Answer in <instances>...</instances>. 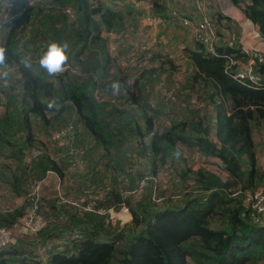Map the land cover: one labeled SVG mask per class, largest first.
I'll list each match as a JSON object with an SVG mask.
<instances>
[{
  "label": "trees",
  "instance_id": "trees-1",
  "mask_svg": "<svg viewBox=\"0 0 264 264\" xmlns=\"http://www.w3.org/2000/svg\"><path fill=\"white\" fill-rule=\"evenodd\" d=\"M34 1L25 23L23 17L10 20L0 43L6 49L7 68L17 79L11 83L7 76L6 86L0 80V159L7 161L0 164V185L6 186L12 200L10 208H0V229L11 230L18 224L29 207L26 198L31 188L47 175L56 176L63 185L66 180L68 185H61L65 193L59 197L37 200L41 227L33 236L25 235L30 240L14 239L1 248L0 264H264V212L256 214L245 202L246 194H253L263 183L253 139L255 133H264V90L248 89L232 80L236 66L228 62L244 63L247 58L239 53V44V51L225 46L229 35L238 37L230 31L228 19H223L226 28L219 16L210 19L221 27L222 34L215 33V40L225 41L213 47L214 56L205 54L198 43L183 51L190 72L182 91L191 104L195 102L192 95L200 92L211 118L200 119L185 110L186 119L158 123L171 113L155 107L154 99L142 93V85L149 84L155 68L147 69L143 57L139 60L147 71L122 67L106 50L101 34L114 30L119 21L113 10L96 0ZM148 1L156 13L164 12L162 0ZM230 2L256 27L264 46V0ZM34 25L44 29L40 38H30L29 48L24 31ZM53 41L67 44L66 65L76 68V74L66 69L50 75L40 66V57ZM26 57L30 67L22 63ZM152 60L160 62L151 56L150 65L156 64ZM172 71L174 67L168 75ZM256 72L264 83V64H257ZM113 83L119 84L118 93ZM115 96L116 101H110ZM67 125V145L51 157L41 148L43 141L56 148L53 137ZM75 138L82 144L77 148L79 162L87 161L82 177H75L76 171L64 158ZM129 139L135 140L140 167L147 164L150 178L160 167L156 164H184L180 146L217 161L215 168L224 177L184 165L186 171L177 173L161 206L143 194L134 197V202L104 189L103 195L98 194L95 189L102 187H94L93 182L113 188L127 179V186H132V176L118 164L125 157L120 158L123 143ZM89 144L96 150L95 167H88L85 151ZM112 176L121 180L116 182ZM143 178L136 175L137 183ZM68 189L73 196L65 204L61 200L71 194ZM120 206L126 209L128 223L120 226L102 216ZM253 216L259 221L253 222Z\"/></svg>",
  "mask_w": 264,
  "mask_h": 264
},
{
  "label": "rangeland",
  "instance_id": "rangeland-1",
  "mask_svg": "<svg viewBox=\"0 0 264 264\" xmlns=\"http://www.w3.org/2000/svg\"><path fill=\"white\" fill-rule=\"evenodd\" d=\"M25 1L27 0H23L21 1V3H24ZM96 1L97 3L99 2V4L101 3L103 7H106V5L110 6L114 13H116L118 16L120 15V22L117 23L115 29L111 32L114 38L112 39V41H108V43L110 42L114 45H117L118 48L117 53L115 55L113 53H109L110 59L113 61L118 60L121 64H125V62H127L128 60L125 59V57L128 56L129 53L135 52V62L133 61V67L137 68L138 72L140 70L141 72L147 71V69L151 67L155 68L153 69L155 70L154 75L151 76L148 80L149 84L144 83V85H142V93L147 99H154L155 107L160 108V110H162L163 112L166 110L168 111V113H171L168 119L164 117L156 121L158 123H168L169 120L179 121L186 119L188 114L187 112H193V115L195 117L198 116V118L200 119L206 118V116H208V118H211V112L208 109H205L206 104H204L202 97L203 95L200 92H197V94L192 95V98L195 102L194 104H191L188 102L189 97H186V95L182 91L185 86L187 73L190 72V65L189 63H187L186 57H184L183 59L182 55L184 54L183 51L185 50L183 47H187L188 45L194 47L196 44L195 40L197 38L195 37V26L199 24H204L206 22H208L209 24L211 21L210 19L215 13H218L220 16H222L220 17V24L224 28L227 27V24L223 19L227 17L228 20L231 22L228 23V26L232 28L237 27L244 33H242L240 37L233 36V38L231 40L226 41V43L222 39L215 40L213 38V47L220 45V42H224L226 47L233 48L234 50V47L239 44L243 48V52L247 53V56L249 58L254 59V62H258L260 63V65H263L264 63V53L263 51L259 50L258 46L259 40L261 41L258 33H254L249 30V28L251 27L249 26L250 24L248 22L246 24L244 20L239 21L237 18L233 17L231 11H234L233 9H238L236 7L231 6L228 0H215V2L214 0H185L186 2H188V5L185 3L186 5L183 4L182 6L174 3L171 4L170 2L165 4V8L167 9L165 11V16L168 18H163V16L159 15L156 12V14L153 13V5L150 3L151 6L149 8L147 2L145 5L146 7L143 8L139 14L135 12L129 14V12L132 11V8L124 3L125 0H117L111 2L106 1V3L102 0ZM17 6L21 7L22 5L14 4L13 2L10 3L9 0H5L4 2L3 0H0V14H2V11H5L6 15L8 16L10 8L11 13L15 14ZM44 9H46L45 6ZM26 13L27 11L24 13L25 15L23 16V19L21 18L22 24H24L26 21ZM182 14L184 16H182ZM189 14V17H185ZM70 15L71 14H68L67 16L70 18ZM67 19L68 18H66V20ZM2 22H4V20L0 21L1 24ZM212 24L213 28H210L211 34L213 33V30L215 31L216 36L218 34H222L220 25H217L215 22H212ZM41 27V25H34L33 27L31 26L30 28H26L25 31L24 28L20 31V33L24 31L25 34L27 30L26 36L28 38L25 42L28 44L29 48L32 46L30 38H36L38 36L39 38L41 37V30L44 29ZM230 31L235 33V31L232 29ZM246 33L248 35L250 34V43L249 46L247 45V49L243 47L245 46L244 44H246V38L248 37ZM5 35L6 34L3 35V33L0 34V43L5 38ZM197 42L198 45L204 46L203 49L205 54H208L209 56L215 55V53L213 51H210V48L202 41ZM132 45L145 46L146 49L137 53L138 51H136V46L134 47ZM140 56L141 58L143 57L145 62H147V69L142 68V63L139 60ZM151 56L160 58V62L156 63L155 60H152L156 64L150 65L151 63L149 60ZM248 61L250 60L248 59ZM133 62L130 63L128 60V63L131 66L133 65ZM228 63L231 65L233 61H229ZM160 65L162 66L160 67ZM171 67H174V71H172V74L168 75V70L171 69ZM128 68H130V66H128ZM66 69H68L67 65L62 72H64V70ZM68 70L70 74H76L77 69L69 67ZM7 71L9 72V82H16V73H14L11 69H7ZM138 72L136 74L139 75L141 72ZM254 75L260 76L257 73ZM160 77H163V80ZM174 84H177L179 86V89L175 88L173 86ZM165 88H167L166 92ZM110 101L115 102L116 96L110 98ZM195 112H197L198 114ZM67 120L69 121L73 119L67 118ZM156 122L155 125L157 126V128H160ZM204 123H206V121H204ZM68 126L69 125H67L62 130L67 129ZM263 134L264 133H255L253 139L257 152L256 163L259 168L262 167L261 159H264V149L262 148L264 144L262 141L264 138V136H262ZM44 135L46 134H41L40 138H42ZM80 141L81 140H79V138H75V140H70L71 148L68 151L64 152V158L69 162L70 167L76 171H73L74 173H76L75 177H82L87 172L86 159L84 161L83 159H81L80 165V157L77 154L80 153L79 149L77 148H80L82 146ZM43 143L44 146H41V148L44 151H47L51 157L55 155L56 151L63 152L61 148H64L67 145L66 144L64 146H57V144H55L54 142L53 144H55L56 148H53L51 142L44 140ZM134 145H136L135 140L131 139L123 143L124 148L122 150L120 158L123 157V155H125V157L118 163L121 169L127 170V172L130 173V175L132 176L130 179L132 186H127V179L119 182L113 188L111 186H105L102 182L99 181H97L96 183L93 182L94 187H102L99 189H95L98 194L103 195V189L107 192L112 191L113 193L119 194L122 199H127L129 202L136 201L135 199H139L143 194L146 199H148L149 197V201H152L153 203L155 202L157 206H161L162 203L166 201L165 198L167 197V194L170 193L171 189L169 188L173 186V180L178 177L177 173L179 175L180 172L186 171V169H184V165L186 166V168L189 167L191 170H196V168H205L206 170L212 171L213 173L217 174V176H219L221 179H223L224 177V175L215 168L218 163L217 161H215L214 159H204L194 150L189 151L186 150V148H184L183 146H180V148H182L181 152L186 163L184 162V164H182V162H168L163 165L156 164V166L160 167H157L156 169V176H154V178H150V175L148 174L149 168L148 166H146L147 164H144V168L140 167V164H142L140 162H142V160L137 159L138 151ZM87 149L88 152H85L87 153V158L89 157L88 167H92L97 159L96 150L92 144H89ZM81 152L83 153V151ZM78 162L79 167L77 168L76 165ZM0 164H7V161L0 159ZM138 174L143 175L145 178H143L140 182L137 183L136 175ZM108 175L109 177L111 176L110 173ZM89 176L90 175L87 174L84 177L86 179L85 181H88ZM56 178V176L54 178L51 177L50 174L47 175L45 180H43L39 184L36 183L31 188V192H33V190L37 188L36 194L38 195V199L40 200H48L54 197H59L60 193H65L64 190H61V185L63 187H67L68 182L64 180L63 185L61 181ZM112 178H114L116 182L121 180L120 176H112ZM149 181L150 183L147 184V182ZM187 184H189L188 181ZM69 188H73L72 183H69ZM43 192L44 194H46V192H49L50 194L44 195ZM69 192L71 193L70 190ZM45 196H49L48 199ZM72 196V193L68 194V197L65 198V201L68 202V200L72 198ZM158 196L160 199L157 198ZM10 198L11 196L8 194L6 186L2 183V185H0V207L8 208L10 203H12V200ZM156 199H158V201H156ZM13 207H15V201L13 203ZM119 209L106 210L102 212V216H105V219L116 221L120 226H122L128 223L129 218L124 207L120 206ZM114 210L117 212H115ZM13 231L14 232H12L11 235L13 236V238L15 237L14 239L17 240L16 242L30 240V238H25V232H23L18 226H16ZM114 231H116L115 228ZM36 254H42V251Z\"/></svg>",
  "mask_w": 264,
  "mask_h": 264
},
{
  "label": "built area",
  "instance_id": "built-area-1",
  "mask_svg": "<svg viewBox=\"0 0 264 264\" xmlns=\"http://www.w3.org/2000/svg\"><path fill=\"white\" fill-rule=\"evenodd\" d=\"M5 0H3L4 2ZM10 3L13 2L14 4H21L22 6L16 7V12L15 14L11 13V8L9 9L8 16L6 15L5 11H2V14H0V21L4 20L2 24L0 23V34L3 33V35L7 32V26L9 25L10 20H15L17 18L23 17L26 11L29 10V8L32 6L34 0H27L24 3H21L19 0H9ZM229 1V0H228ZM146 2L148 3V6L150 8V2L148 0H125L124 3L140 7L141 5H146ZM230 2V1H229ZM231 4V2L229 3ZM232 6V5H231ZM70 18H72V15H70ZM210 28H213V25L211 23L208 24V22L204 24H199L195 26V37L197 38L195 40L196 43L197 41H202L204 44H206L209 48L210 51H215L213 50V38L215 39V31L213 30V33L211 34ZM113 30L103 32L101 34L102 39L105 41V47L108 53L110 54H116L117 53V45H114L112 43H108V41H112L114 36L111 34ZM27 35V30L24 34V36ZM233 38L232 35H229V40ZM228 41V40H227ZM136 46V51L137 53L143 51L146 49L145 46L141 45H132ZM203 46V45H202ZM247 54V53H245ZM141 57V56H140ZM125 59H128L130 63H132L135 59V52L129 53L128 56L125 57ZM125 62V64H121L118 60V64L120 66H131L129 63ZM250 61H247L244 64H236V69L234 73L232 74V79L235 80L236 82L240 83L241 85L251 87L252 89H260L264 90V83L261 81L260 76H255L256 72L253 70V66L255 64V60L252 58H249ZM142 65H144V61H141ZM258 63V62H256ZM234 65V63H232ZM260 64V63H258ZM264 64V63H263ZM11 69V68H7ZM70 131V128L61 130L57 133H55L53 137V142L57 144V146H64L67 144V138ZM262 160V167L260 168L261 173L263 174L264 178V159ZM79 166V162L77 163L76 167ZM37 188L33 190V192H30L29 195L26 198V201L29 203V207L27 208L24 217L18 221V226L23 232H25V235L33 236L38 229L41 227V221L36 215V212L38 210V195L36 194ZM62 199V198H61ZM60 200V199H59ZM65 204H70L69 202H66L65 200H61ZM245 202L250 204V209L255 211L256 214H261L264 212V184L262 183L261 187L253 192V194H246L245 196ZM1 208V207H0ZM84 210L90 211L88 208H84ZM263 217V215L261 216ZM259 217H254L252 218L253 222H258ZM14 226L11 230H4L0 229V249L7 246L8 244L13 243L14 238L11 235L12 232H14Z\"/></svg>",
  "mask_w": 264,
  "mask_h": 264
},
{
  "label": "clouds",
  "instance_id": "clouds-1",
  "mask_svg": "<svg viewBox=\"0 0 264 264\" xmlns=\"http://www.w3.org/2000/svg\"><path fill=\"white\" fill-rule=\"evenodd\" d=\"M67 44L61 45L58 42H50L47 46V51L40 57L39 63L40 66L44 69L47 70V72L50 75H55L63 71L62 65L66 62L67 60V55L65 52V49L67 48ZM239 49L241 50L242 54L247 58L246 62L248 61L249 57L247 54H245L241 46H239ZM208 55V54H207ZM6 61V49L2 46H0V80L4 81L5 86L7 85V76L9 75V72L7 71V65L5 63ZM244 62V63H246ZM22 63H24L25 67H30V59L25 58ZM237 62V64H244ZM258 63L255 62V65L253 66V70L256 72V66ZM236 66V64L232 65ZM236 69V67H235ZM257 73V72H256ZM258 74V73H257ZM259 75V74H258ZM261 78V76H260ZM233 80V79H232ZM235 81V80H234ZM262 81V79H261ZM236 82V81H235ZM238 83V82H236ZM241 85L240 83H238ZM244 86V85H241ZM248 89H252L251 87L244 86ZM112 88L114 92H119V84L118 83H113ZM252 90H260V89H252Z\"/></svg>",
  "mask_w": 264,
  "mask_h": 264
},
{
  "label": "crops",
  "instance_id": "crops-1",
  "mask_svg": "<svg viewBox=\"0 0 264 264\" xmlns=\"http://www.w3.org/2000/svg\"><path fill=\"white\" fill-rule=\"evenodd\" d=\"M21 1H23V0H21ZM102 1H104L105 3H106V1H108V2H111V1H117V0H102ZM230 1V0H229ZM228 1V2H229ZM162 2V4L164 5V15H163V13H158L159 15H161V16H163V18H168V17H166L165 16V11L167 10L166 8H165V4H167V3H170L171 2V4L172 3H174V4H179L180 6H182L183 4H187L188 5V2H186L185 0H162L161 1ZM214 2H215V0H214ZM230 3V2H229ZM126 4V3H125ZM185 4V5H186ZM106 5V4H105ZM127 6H129V7H131L132 8V11H130L129 12V14L130 13H132V12H135V13H137V14H139L141 11H142V9L143 8H145L146 6L145 5H141L140 7H137V6H133V5H129V4H126ZM105 8H110V6H107L106 5V7ZM111 9V8H110ZM112 10V9H111ZM234 11H231V14L233 15V17L234 18H237L239 21H243L244 20V22L247 24V20L242 16V14H241V12L240 11H238V10H236V9H233ZM153 13H155V11L153 12ZM213 15V14H212ZM215 15H219L218 13H215ZM230 15V14H229ZM120 16V15H119ZM182 16H184L183 14H182ZM190 16V14L188 15V16H185V17H189ZM219 17H222V16H220L219 15ZM226 19H228L227 17H225ZM229 21V20H228ZM120 22V19H119V21H118V23ZM230 22V21H229ZM231 23V22H230ZM249 23V22H248ZM250 24V23H249ZM251 28H249V30L250 31H252V32H254V33H258L257 32V29H256V27L255 26H253L252 24H250L249 25ZM232 28V27H231ZM232 30H234L235 31V33L236 34H238V36L240 37V35L242 34V33H244V32H242L241 30H239L237 27H235V28H232ZM246 35L248 36L247 38H246V44H244L245 46H243L245 49H247V47L249 46V43H250V39H249V35L246 33ZM248 45V46H247ZM258 46H259V50H261V51H263V53H264V46H263V44H262V42L259 40V44H258ZM184 49H192L193 48V46H191V45H188L187 47H183ZM243 49V48H242ZM234 50L235 51H237L238 49L236 48V47H234ZM239 51V50H238ZM239 53H241L242 54V52H241V50L239 51ZM183 56V55H182ZM255 152H256V146H255ZM256 155H257V152H256ZM256 155H255V157H256ZM51 177H54L55 178V176L54 175H52L51 174ZM57 179V178H56ZM43 194H44V192H43ZM48 194H50L49 192H46V194H44V195H48ZM46 198H48L49 196H45Z\"/></svg>",
  "mask_w": 264,
  "mask_h": 264
},
{
  "label": "water",
  "instance_id": "water-1",
  "mask_svg": "<svg viewBox=\"0 0 264 264\" xmlns=\"http://www.w3.org/2000/svg\"><path fill=\"white\" fill-rule=\"evenodd\" d=\"M66 52V51H65ZM66 67V62L62 65V68L64 69Z\"/></svg>",
  "mask_w": 264,
  "mask_h": 264
}]
</instances>
